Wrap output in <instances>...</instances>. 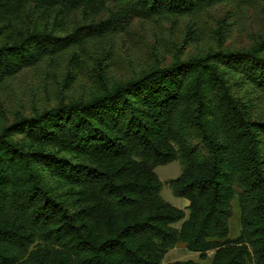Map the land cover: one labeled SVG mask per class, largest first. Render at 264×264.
I'll return each instance as SVG.
<instances>
[{
    "label": "trees",
    "instance_id": "obj_1",
    "mask_svg": "<svg viewBox=\"0 0 264 264\" xmlns=\"http://www.w3.org/2000/svg\"><path fill=\"white\" fill-rule=\"evenodd\" d=\"M219 7L211 28L203 17ZM248 11L264 26V0H0V264H162L178 243L213 252L210 264H264V27L226 45ZM185 19L126 77L100 53L78 96L65 83L9 120L18 76L82 63L136 21ZM192 45L202 49L185 54ZM174 161L166 184L185 210L160 196L155 169ZM234 200L240 232L228 240Z\"/></svg>",
    "mask_w": 264,
    "mask_h": 264
},
{
    "label": "rangeland",
    "instance_id": "obj_2",
    "mask_svg": "<svg viewBox=\"0 0 264 264\" xmlns=\"http://www.w3.org/2000/svg\"><path fill=\"white\" fill-rule=\"evenodd\" d=\"M226 10V7H219V9H216L211 13V15L214 16L205 15L203 19L209 27L214 28L217 20L225 16ZM257 18H259L258 14L251 13L250 11L246 12V15L242 17V21H239L238 23L242 30H238L236 26L228 28L231 32L229 34V40L226 41V45L229 47H243L250 43V36H247L245 32H259L264 27L257 23ZM231 21L232 23L234 22L232 18L227 15V23L229 25H231ZM186 22L187 19L179 23L178 27H171L168 22L162 25L150 22L137 25L138 22L136 21L133 24L131 30V33L133 34L130 37L127 34H119L114 37L109 36L106 40L101 38L93 41L88 48V52L92 51L93 55L86 59H81L82 63L74 62L69 65L67 60H64L60 62V64H52L38 71H27L18 76L11 83V89L9 90L11 98L5 103L6 114L9 117V120L11 119V116L9 115L10 111L17 109L16 103L19 106L24 105L26 108L33 103L32 101H37L36 104L38 106H42L47 102L53 103L57 95V90L63 88L62 85L65 83L68 86H72L69 90L65 91V94L76 96L81 93L82 88L89 85L87 72H91L90 68L94 63L95 58L98 57L100 53L107 54L110 52L109 55H111L112 59L110 64L108 63V71L111 77L114 79L126 77L128 75L127 73L132 69H139L137 63L143 59L139 57L141 56V53L143 54V49L147 50L148 47L156 45L158 41L159 47H157V49H164L163 46L165 39L176 40L181 34L183 24L185 25ZM137 43L142 44L138 47L133 45ZM200 49H202V46L199 45L198 50ZM196 50L197 47L192 45L185 51V54L192 53ZM104 55L105 54L102 56ZM168 58L169 56H167L166 60H168ZM1 95L4 96V93L2 92ZM180 172L181 167L178 161L158 166L155 169V173L162 183L160 192L161 198L171 206L185 210L187 201L175 197L166 184L167 181L178 177ZM231 205L232 215L228 220V240L237 238L240 232L238 204L234 200ZM212 254L213 252H208L204 259H199L196 253L189 252L183 244L178 243L173 249L168 251L162 264L175 261H192L196 264H210Z\"/></svg>",
    "mask_w": 264,
    "mask_h": 264
}]
</instances>
